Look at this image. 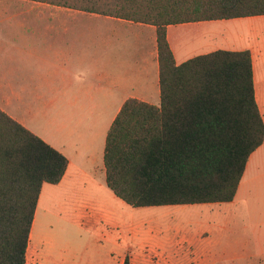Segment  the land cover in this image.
<instances>
[{"label":"crops","instance_id":"0c3cea01","mask_svg":"<svg viewBox=\"0 0 264 264\" xmlns=\"http://www.w3.org/2000/svg\"><path fill=\"white\" fill-rule=\"evenodd\" d=\"M166 37L176 64L218 49L249 50L264 122V14L169 24ZM128 98L160 102L154 25L46 1L0 0V109L67 158L61 180L41 186L25 264H123L126 257L130 264H214L220 259L203 246L170 245L144 232L131 234L127 242L108 236L93 250L56 249L37 227L44 190L72 200L103 189L106 134ZM263 147L264 140L250 154L229 202L247 191Z\"/></svg>","mask_w":264,"mask_h":264},{"label":"trees","instance_id":"16d2710c","mask_svg":"<svg viewBox=\"0 0 264 264\" xmlns=\"http://www.w3.org/2000/svg\"><path fill=\"white\" fill-rule=\"evenodd\" d=\"M156 27L160 102L126 99L107 131L105 184L132 207L233 200L264 140L249 50L176 64L169 24L263 15L264 0H39ZM67 158L0 109V264H25L43 183ZM123 264H130L128 257Z\"/></svg>","mask_w":264,"mask_h":264},{"label":"rangeland","instance_id":"374dc122","mask_svg":"<svg viewBox=\"0 0 264 264\" xmlns=\"http://www.w3.org/2000/svg\"><path fill=\"white\" fill-rule=\"evenodd\" d=\"M256 163L247 191L235 202L132 207L104 183L87 199H64L46 189L37 227L56 249L93 250L108 236L127 242L144 232L170 245L203 246L220 257L214 264H264V147Z\"/></svg>","mask_w":264,"mask_h":264}]
</instances>
